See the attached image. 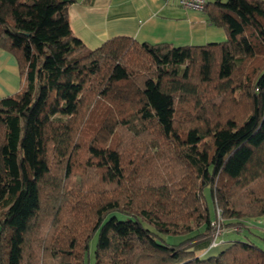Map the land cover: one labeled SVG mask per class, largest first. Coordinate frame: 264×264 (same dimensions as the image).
<instances>
[{
  "label": "trees",
  "instance_id": "obj_1",
  "mask_svg": "<svg viewBox=\"0 0 264 264\" xmlns=\"http://www.w3.org/2000/svg\"><path fill=\"white\" fill-rule=\"evenodd\" d=\"M71 3L0 0L21 78L0 98V264H87L94 238L93 264H264L251 240L192 249L206 192L225 226L264 217V1L207 0L222 41L95 49Z\"/></svg>",
  "mask_w": 264,
  "mask_h": 264
},
{
  "label": "crops",
  "instance_id": "obj_2",
  "mask_svg": "<svg viewBox=\"0 0 264 264\" xmlns=\"http://www.w3.org/2000/svg\"><path fill=\"white\" fill-rule=\"evenodd\" d=\"M68 19L72 33L88 49H95L118 36L151 44L166 42L173 45H202L222 41L225 37L221 29L207 21L203 12L182 9L175 1L72 0ZM20 86L15 57L0 49V98L16 93ZM250 222L255 223L254 220ZM238 239L242 240L226 233L222 243L211 247L209 236L198 241L192 249L199 258H205L217 254L230 241ZM243 240L250 239L245 236Z\"/></svg>",
  "mask_w": 264,
  "mask_h": 264
},
{
  "label": "built area",
  "instance_id": "obj_3",
  "mask_svg": "<svg viewBox=\"0 0 264 264\" xmlns=\"http://www.w3.org/2000/svg\"><path fill=\"white\" fill-rule=\"evenodd\" d=\"M175 1L176 4L185 10H191L195 12H203L206 0H164V2ZM263 219V220H262ZM255 222V221H254ZM225 221L221 216L220 210L215 207L213 209L211 221H210V246L214 247L223 242V236L226 233L233 235L241 234L248 227H257L264 238V217L257 220L255 223L249 222L245 224H233L230 226H224Z\"/></svg>",
  "mask_w": 264,
  "mask_h": 264
},
{
  "label": "rangeland",
  "instance_id": "obj_4",
  "mask_svg": "<svg viewBox=\"0 0 264 264\" xmlns=\"http://www.w3.org/2000/svg\"><path fill=\"white\" fill-rule=\"evenodd\" d=\"M206 196H207V203H208V208L210 210V213H213V209L216 207V206H213L211 201H210V198L209 196L207 195V192H206ZM119 219H123V216H120L118 215L117 216ZM263 218V217H262ZM261 218H255V219H249V220H246L245 222H243V224L245 223H249L250 221L254 220L255 222L257 220H259ZM263 220V219H262ZM225 226V225H224ZM227 227V226H226ZM248 231H252V234L250 232H248L247 230H245L243 233L241 234H236V236L240 239H245V236L248 237L251 241H253L256 245H258L262 250H264V238L262 236V234L260 233V231L258 230L257 227H248L246 228ZM230 234V233H229ZM168 238V239H167ZM167 241H171V242H178L181 240L180 237H176L175 239H171L172 237H167ZM94 247H95V238L91 240L90 242V249H89V261L87 264H93V258H92V255H93V250H94Z\"/></svg>",
  "mask_w": 264,
  "mask_h": 264
}]
</instances>
